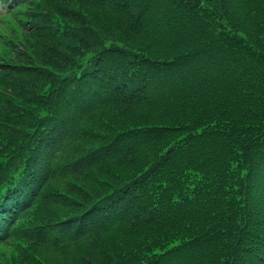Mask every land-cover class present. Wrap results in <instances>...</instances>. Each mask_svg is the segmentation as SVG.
<instances>
[{
	"label": "trees",
	"instance_id": "obj_1",
	"mask_svg": "<svg viewBox=\"0 0 264 264\" xmlns=\"http://www.w3.org/2000/svg\"><path fill=\"white\" fill-rule=\"evenodd\" d=\"M0 5V264H264V0Z\"/></svg>",
	"mask_w": 264,
	"mask_h": 264
},
{
	"label": "rangeland",
	"instance_id": "obj_2",
	"mask_svg": "<svg viewBox=\"0 0 264 264\" xmlns=\"http://www.w3.org/2000/svg\"><path fill=\"white\" fill-rule=\"evenodd\" d=\"M237 11V12H236ZM236 11L235 10H232L230 13H228V15L234 20L233 21V23L235 24V23H239V20L241 19L240 18V15H241V12L236 8ZM59 184H61V182L59 183ZM13 254H14V252H13ZM10 254H8V256H9ZM38 255H44V254H42V253H40V254H38ZM23 264H26V263H23Z\"/></svg>",
	"mask_w": 264,
	"mask_h": 264
}]
</instances>
